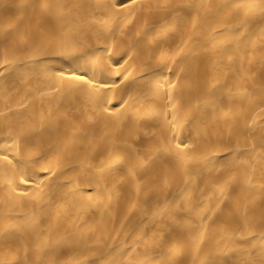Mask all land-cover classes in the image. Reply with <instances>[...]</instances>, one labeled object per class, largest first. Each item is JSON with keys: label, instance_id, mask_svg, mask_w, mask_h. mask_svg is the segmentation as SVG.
Wrapping results in <instances>:
<instances>
[{"label": "bare ground", "instance_id": "6f19581e", "mask_svg": "<svg viewBox=\"0 0 264 264\" xmlns=\"http://www.w3.org/2000/svg\"><path fill=\"white\" fill-rule=\"evenodd\" d=\"M0 264H264V0H0Z\"/></svg>", "mask_w": 264, "mask_h": 264}]
</instances>
